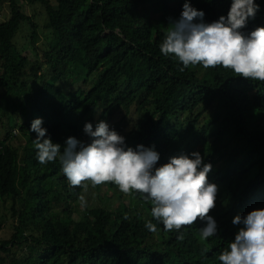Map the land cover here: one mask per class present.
<instances>
[{"label": "trees", "instance_id": "1", "mask_svg": "<svg viewBox=\"0 0 264 264\" xmlns=\"http://www.w3.org/2000/svg\"><path fill=\"white\" fill-rule=\"evenodd\" d=\"M22 1L0 0L10 5L0 21V202L12 209L0 264H220L216 257L238 230L233 218L264 207V81L221 66L181 70L161 54L185 0H29L44 9V26ZM190 2L210 23L227 15L231 0ZM256 2L245 33L264 26V0ZM37 117L61 145L69 136L90 142L85 122L105 120L128 146L154 145L157 166L198 150L218 186L208 213L216 236L201 239L199 217L165 231L151 201L135 192L112 195V209L101 192L113 182L70 186L58 159H36L29 129Z\"/></svg>", "mask_w": 264, "mask_h": 264}, {"label": "clouds", "instance_id": "2", "mask_svg": "<svg viewBox=\"0 0 264 264\" xmlns=\"http://www.w3.org/2000/svg\"><path fill=\"white\" fill-rule=\"evenodd\" d=\"M259 8L256 0H231L227 15L209 23L203 10L185 0L159 44L160 52L176 58L181 70L190 65L221 66L252 81H264V26L241 31ZM42 124V117L34 118L29 129L36 134V159L42 165L58 159L70 186L113 182L121 192H135L151 201V216L165 231L180 232L199 217L206 221L200 228L201 239L216 236L217 222L208 213L215 207L218 186L209 182L212 165L204 162L198 150L169 157L157 166L160 153L154 145L128 146L126 138L105 120H99L95 128L85 122L83 132L90 142L69 136L63 145L53 142ZM232 223L238 226L235 237L216 259L220 264H264V207L238 214ZM144 226L157 231L152 220Z\"/></svg>", "mask_w": 264, "mask_h": 264}, {"label": "rangeland", "instance_id": "3", "mask_svg": "<svg viewBox=\"0 0 264 264\" xmlns=\"http://www.w3.org/2000/svg\"><path fill=\"white\" fill-rule=\"evenodd\" d=\"M29 0H24L21 3L26 4V11L29 12L31 15L35 16V22L39 24V26H44L46 22V14L42 7H40L39 4L31 5L28 3ZM10 16V5L9 2H4L0 4V21H6ZM18 37V36H17ZM29 33L24 32L21 34L19 38V44L25 45L28 41ZM27 38V39H26ZM17 39V38H16ZM41 43V42H40ZM38 47H40V44H37ZM10 120V119H9ZM8 121V117L6 118V122ZM11 121V120H10ZM112 122L114 123L115 120L113 119ZM95 128V126H93ZM129 128V126H127ZM17 129V128H16ZM4 133V132H3ZM18 134V132H16ZM123 136H125L123 133H119ZM5 136V133L1 135L0 137L3 138ZM89 139V138H88ZM92 187V184H91ZM117 194L119 195H125V193L121 192L116 185L113 186H104L101 192V195L106 197L107 199L111 198L112 195ZM117 197L113 196L112 199H109L106 204H110L112 209H115L117 206ZM79 212L82 214L83 212H86V209L81 206L79 209ZM12 221V209H11V202H0V235H4L9 237L11 235V231L9 230L10 223Z\"/></svg>", "mask_w": 264, "mask_h": 264}]
</instances>
